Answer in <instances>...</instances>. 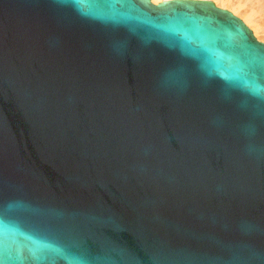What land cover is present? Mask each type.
<instances>
[{
	"label": "water",
	"instance_id": "obj_1",
	"mask_svg": "<svg viewBox=\"0 0 264 264\" xmlns=\"http://www.w3.org/2000/svg\"><path fill=\"white\" fill-rule=\"evenodd\" d=\"M38 261L264 264V43L239 18L0 0V264Z\"/></svg>",
	"mask_w": 264,
	"mask_h": 264
},
{
	"label": "bare ground",
	"instance_id": "obj_2",
	"mask_svg": "<svg viewBox=\"0 0 264 264\" xmlns=\"http://www.w3.org/2000/svg\"><path fill=\"white\" fill-rule=\"evenodd\" d=\"M164 1L170 0H150L153 5H157ZM214 3L219 7L228 9L230 13L232 12L231 14H234V16L236 15L237 18L239 17L240 20L244 22V25L246 24L247 26H245L247 28L249 27L259 40L264 41V0H214ZM215 4L214 6H216Z\"/></svg>",
	"mask_w": 264,
	"mask_h": 264
},
{
	"label": "snow or ice",
	"instance_id": "obj_3",
	"mask_svg": "<svg viewBox=\"0 0 264 264\" xmlns=\"http://www.w3.org/2000/svg\"><path fill=\"white\" fill-rule=\"evenodd\" d=\"M98 2H104V0H98ZM226 83L233 84L241 88H251L253 91H260V87L255 85L253 82L246 79V77L241 73L240 70H237L234 74L229 76L220 77ZM37 264H42V262H37Z\"/></svg>",
	"mask_w": 264,
	"mask_h": 264
},
{
	"label": "rangeland",
	"instance_id": "obj_4",
	"mask_svg": "<svg viewBox=\"0 0 264 264\" xmlns=\"http://www.w3.org/2000/svg\"><path fill=\"white\" fill-rule=\"evenodd\" d=\"M208 1H211V2H213L214 3V0H208ZM215 4V3H214ZM216 5V4H215ZM217 6V5H216ZM217 7H219V6H217ZM219 8H221V9H225V10H227V11H229L228 9H226V8H222V7H219ZM230 12V11H229ZM232 13V12H231ZM234 15V14H233ZM236 16V15H235ZM237 17V16H236ZM239 18V17H238ZM240 19V18H239ZM244 23V22H243ZM246 25V24H245ZM247 26V25H246ZM249 28V27H248ZM250 29V28H249ZM259 40V39H258ZM259 41H261V42H263L264 43V41H262V40H259Z\"/></svg>",
	"mask_w": 264,
	"mask_h": 264
}]
</instances>
